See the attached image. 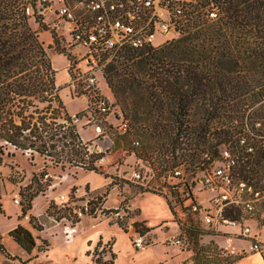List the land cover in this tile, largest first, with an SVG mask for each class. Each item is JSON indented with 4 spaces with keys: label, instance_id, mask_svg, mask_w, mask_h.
I'll use <instances>...</instances> for the list:
<instances>
[{
    "label": "trees",
    "instance_id": "1",
    "mask_svg": "<svg viewBox=\"0 0 264 264\" xmlns=\"http://www.w3.org/2000/svg\"><path fill=\"white\" fill-rule=\"evenodd\" d=\"M212 1L218 18H205L191 34L160 46L127 49L104 71L130 125L116 145L133 144L130 136H137L136 154L159 171L179 157L194 159L199 151L217 153L221 144H236L245 117L264 118V0ZM48 28L37 2L0 0V153L12 146L99 171L96 161L104 154L84 144L60 95L47 49L52 46L40 38ZM56 44L63 53L59 39ZM37 195L30 196L23 214ZM8 234L29 253L37 246L22 224ZM0 250L5 251L1 242Z\"/></svg>",
    "mask_w": 264,
    "mask_h": 264
},
{
    "label": "rangeland",
    "instance_id": "2",
    "mask_svg": "<svg viewBox=\"0 0 264 264\" xmlns=\"http://www.w3.org/2000/svg\"><path fill=\"white\" fill-rule=\"evenodd\" d=\"M40 38L46 47L52 46L47 49L72 124L83 142L104 156L96 161L99 171H95L12 146L0 153V242L5 247V251L0 250V264H99L97 259H114L115 264L117 257L116 264H231L236 257L242 258L232 264H264V251H251L252 240L240 238L238 227L222 226L224 234H220L192 216L179 214L171 204L173 194L167 186L173 167L154 169L136 154L132 142L122 140L117 146L120 133L115 116L89 109L86 100L73 93L68 74L71 57L66 50L58 52V37L53 30H42ZM97 76L101 92L112 100L117 112L121 111L103 73L99 71ZM257 120L264 118L247 116L244 122L250 130L258 131L254 125ZM60 121L70 123L64 118ZM100 130L103 133L97 136ZM132 139L137 136H130ZM199 158L198 154L189 160L179 157L175 163L182 162L191 177ZM134 168L147 172L151 178L148 185L132 177ZM35 193L38 195L32 200V208L23 214ZM86 204L89 211L80 216L78 211ZM17 220L36 237L37 246L30 253L8 234ZM260 221L263 223L250 220L248 225L252 235L260 234L264 239V220ZM39 225L42 230L37 228ZM71 227L77 232L69 235ZM140 236L145 240V249L133 244ZM180 236L184 242L175 244L173 239Z\"/></svg>",
    "mask_w": 264,
    "mask_h": 264
},
{
    "label": "built area",
    "instance_id": "3",
    "mask_svg": "<svg viewBox=\"0 0 264 264\" xmlns=\"http://www.w3.org/2000/svg\"><path fill=\"white\" fill-rule=\"evenodd\" d=\"M27 1L38 3L44 22L69 52L68 74L73 93L81 95L89 109L97 108L104 115L113 114L121 135L130 129L129 120L122 111L117 112L112 100L101 92L98 72L104 76L113 57L127 49L160 46L191 34L205 18L212 20L219 16L212 0L206 5L201 4V0ZM27 12H33L32 5ZM257 121L254 125L258 126V131L250 130L246 124L236 144H221L217 153L199 151L200 158L194 163L191 177L182 162L174 165L168 174L167 186L173 194L171 204L180 215L198 217L220 234H224L222 226L238 227L236 234L240 238L252 240L249 249L263 252L264 239L260 234L252 235L248 225L250 220L261 223L260 220H264V121ZM102 133L100 130L97 136ZM140 145V140L134 139L133 146ZM132 177L144 186L151 181L143 169L134 168ZM15 203L19 204V200ZM88 211L86 204L78 214L83 216ZM173 242L182 245L183 237ZM133 244L138 249L146 248L142 236Z\"/></svg>",
    "mask_w": 264,
    "mask_h": 264
},
{
    "label": "crops",
    "instance_id": "4",
    "mask_svg": "<svg viewBox=\"0 0 264 264\" xmlns=\"http://www.w3.org/2000/svg\"><path fill=\"white\" fill-rule=\"evenodd\" d=\"M82 222V221H81ZM18 224H20V222H19V220H17L15 223H14V225L9 229V231L11 230V229H13L14 227H16ZM80 226L78 225L77 226V228H79ZM76 229V228H75ZM77 230V229H76ZM9 231H8V233H9ZM118 261V257H117V259H116V261H115V264H116V262Z\"/></svg>",
    "mask_w": 264,
    "mask_h": 264
},
{
    "label": "bare ground",
    "instance_id": "5",
    "mask_svg": "<svg viewBox=\"0 0 264 264\" xmlns=\"http://www.w3.org/2000/svg\"><path fill=\"white\" fill-rule=\"evenodd\" d=\"M68 232H69V235H70V234H72L73 232H77V230H76L75 228H72V227H71V228L68 230Z\"/></svg>",
    "mask_w": 264,
    "mask_h": 264
},
{
    "label": "water",
    "instance_id": "6",
    "mask_svg": "<svg viewBox=\"0 0 264 264\" xmlns=\"http://www.w3.org/2000/svg\"><path fill=\"white\" fill-rule=\"evenodd\" d=\"M75 118H77V117L75 116Z\"/></svg>",
    "mask_w": 264,
    "mask_h": 264
}]
</instances>
